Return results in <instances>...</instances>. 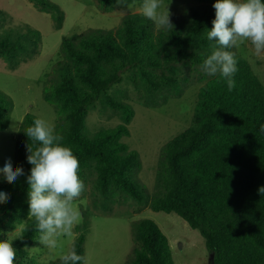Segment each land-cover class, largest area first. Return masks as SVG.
<instances>
[{"label":"trees","instance_id":"trees-1","mask_svg":"<svg viewBox=\"0 0 264 264\" xmlns=\"http://www.w3.org/2000/svg\"><path fill=\"white\" fill-rule=\"evenodd\" d=\"M39 11L50 13L54 28L61 27L63 12L49 0H29ZM196 7L171 18L173 30H155L153 21L142 13L122 18L115 30L92 29L62 38L60 59L51 67L52 83L42 88L43 99L52 105L55 132L63 137L79 160V177L91 169L93 189L101 197L99 207L108 211L118 198L148 206L154 212L176 214L204 239L212 261L208 264H264V86L243 57L236 55L238 71L235 87L228 90L226 78L209 76L201 67L211 54L214 41L207 39L212 27L216 0H194ZM264 2V0H262ZM142 0H123L124 5ZM105 11L120 4L98 0ZM41 35L26 27L12 37L0 36V58L12 65L17 59L38 52ZM232 51V49H231ZM181 67L198 74L203 82L193 108L191 125L166 142L160 150L154 193L142 197L131 173L140 169L139 155L122 139L129 135L127 125L133 110L127 103L108 94L126 75L136 91L153 95L161 90L178 96ZM100 102L118 113L120 123L84 134L88 111ZM10 101L0 93V131L6 129ZM37 119L26 114L21 121L14 166L25 175L14 184L0 178V191L9 194L0 204V230L7 233L21 224L15 264H34L25 245L37 239L35 220L28 219L25 129ZM142 191L145 192L142 187ZM134 242L129 264H173L167 237L150 219L134 222ZM83 231V232H82ZM83 226L73 242L84 256ZM0 236V239H3ZM60 264V260L49 263Z\"/></svg>","mask_w":264,"mask_h":264},{"label":"rangeland","instance_id":"rangeland-1","mask_svg":"<svg viewBox=\"0 0 264 264\" xmlns=\"http://www.w3.org/2000/svg\"><path fill=\"white\" fill-rule=\"evenodd\" d=\"M49 1L63 12V21L58 29L54 28L50 13L39 11L29 0H0V36H15L24 32L26 27L38 30L41 35L35 55L19 58L12 65L0 58V93L11 103L7 127L0 131V168L9 158L13 168L16 164L17 140L26 114L45 119L55 127L56 115L52 105L43 99L42 88L52 83L53 76L46 74L51 73V67L61 57L62 38L92 29L115 30L125 15L141 13L140 3L132 6L118 4L105 11L99 7L98 0ZM164 4L169 5L170 19L197 6L194 0H164ZM153 25L157 30L154 22ZM232 51L247 60L264 86V54L256 56L253 46L247 42ZM199 68L203 73L202 67L195 69L199 71ZM181 71L180 77L188 80L181 83L178 96L164 90L153 95H148L143 89L136 91L125 74L121 83L113 85L108 92L113 98L129 104L133 110L127 125L129 135L122 141L139 155L140 169L134 170L131 176L142 197H146V193H154L157 161L163 145L192 123L196 95L203 82L197 80L198 74L189 71L188 67H181ZM120 122L117 112L98 102L88 111L83 132L90 137ZM83 181L85 191L80 201L84 203L77 202L81 223L74 228L73 236L62 237L56 248L43 247L37 240L28 246V258L34 264L59 260L62 252L72 248L83 226V249L88 264H129L132 248L136 245L133 224L141 219L152 220L167 237L173 264H208L209 253L204 239L176 214L154 212L148 206H137L134 201L123 198L114 200L108 211H102L99 207L101 197L93 189L91 169L84 172ZM16 226L22 227L21 224Z\"/></svg>","mask_w":264,"mask_h":264},{"label":"clouds","instance_id":"clouds-1","mask_svg":"<svg viewBox=\"0 0 264 264\" xmlns=\"http://www.w3.org/2000/svg\"><path fill=\"white\" fill-rule=\"evenodd\" d=\"M123 4V0H117ZM212 7L215 18L207 31V39L214 41L213 50L204 60L202 70L209 76L219 73L226 78L227 87H235L233 79L238 71L237 59L231 49L250 43L256 56L264 54V2L262 0H216ZM140 11L154 22L157 29L173 30L169 5L164 0H142ZM264 133V124L259 126ZM24 134L26 159L30 174L28 185V219L35 220L37 241L43 247L56 248L62 237H72L74 228L82 217L78 201L85 191L84 181L79 177V160L70 147L63 146V137L47 120L37 118ZM0 174L9 184H14L25 175L23 167L13 168L12 160L5 161ZM264 193V187L259 188ZM10 199L8 193L0 191V204ZM19 226L10 232L0 230V264H15L17 249L14 242L19 238ZM25 249L28 248L25 245ZM60 264H88L86 256L78 255L75 248H69L59 256Z\"/></svg>","mask_w":264,"mask_h":264},{"label":"water","instance_id":"water-1","mask_svg":"<svg viewBox=\"0 0 264 264\" xmlns=\"http://www.w3.org/2000/svg\"><path fill=\"white\" fill-rule=\"evenodd\" d=\"M212 258H213L212 253H209V260H208V263L212 261Z\"/></svg>","mask_w":264,"mask_h":264}]
</instances>
